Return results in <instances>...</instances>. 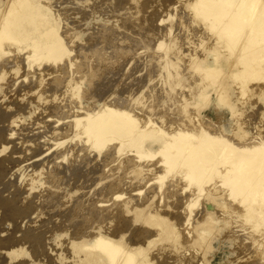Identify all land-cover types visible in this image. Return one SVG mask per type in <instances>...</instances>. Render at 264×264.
I'll return each mask as SVG.
<instances>
[{"label": "rangeland", "instance_id": "1", "mask_svg": "<svg viewBox=\"0 0 264 264\" xmlns=\"http://www.w3.org/2000/svg\"><path fill=\"white\" fill-rule=\"evenodd\" d=\"M195 1L0 0V29L17 35L0 43V264H107L100 236L134 264H264V201L248 212L220 174L160 165L168 137L264 141V33L242 52L250 35L229 44ZM102 106L141 135L95 144L83 127Z\"/></svg>", "mask_w": 264, "mask_h": 264}, {"label": "bare ground", "instance_id": "2", "mask_svg": "<svg viewBox=\"0 0 264 264\" xmlns=\"http://www.w3.org/2000/svg\"><path fill=\"white\" fill-rule=\"evenodd\" d=\"M257 1L258 0H240L239 1L240 2L239 5L241 8L240 11L231 12L229 15L227 14V16H226V11L228 10L229 5L232 4L231 3L232 0H204V1L203 0H196L195 3L193 4V9L199 10V12L201 11V13L206 15L207 18H209L210 20L212 19L213 22L218 21L219 22V28H220L218 30V32L223 34V37H225V40H227L226 42H229V44H230V42L233 43L234 38H237V36H239L238 38L240 39V35L242 34V32H245L247 34V36L250 35V37H246L247 40H246V38L245 39L241 38L242 40L247 41V42L243 41V43L245 42V44L241 45L242 47L239 46L240 45L239 43L238 44L236 43L240 47L239 49H241L243 52L244 50H247L249 48L248 46H250V43L247 46H245V45L249 41L251 42L252 37L256 38L257 36L264 33V10H263L264 5L262 4L263 6L260 7V9L257 11L256 14H254V12H253L254 6L257 3ZM198 4H200L199 7H197ZM31 6H33V5H31ZM253 14H254V16H253ZM30 16H33L32 12H31V8L24 10V15L22 14V17L20 18L21 21L20 22L15 21L16 25L18 22V25H17L18 29L21 27L22 23L25 22V19H29ZM252 16H253L252 21L251 22L247 21ZM14 17L16 18V16H14ZM14 17H13V20H15ZM242 20H245V23H242ZM12 22L13 21H11V23ZM4 27H2L0 29V43H1V40L3 37L8 38L9 40L10 39L16 40L17 35H15L16 32H14L16 30H14L12 28L11 29L10 28L5 29ZM18 35H20V34H18ZM241 37H244L243 34ZM19 38H21V37H19ZM24 38H26V37H24ZM18 40H20V39H18ZM21 40H23V39L21 38ZM58 41H59V43H58ZM237 41L238 40H235V42H237ZM239 42L241 43V40ZM233 45H234V43H233ZM60 47L62 48L61 41L58 38L57 45L55 43L50 44L49 47L47 48L48 54L49 55H57V52L60 51L59 50ZM262 47H263V45H262ZM227 48L228 47L226 46V49ZM237 48H236V50H237ZM254 49H255V47H254ZM263 50H264V48H263ZM261 51H262V48H261ZM240 52L238 51V53H240ZM253 52H255V51H253ZM229 53H230V50H229ZM247 53H250V52H247ZM261 53H263V52H260V53L257 52L258 55L260 54L259 55L260 58H262L261 55H263ZM250 54H252L251 58L253 57V59L255 58V60H256L257 56L254 57L253 53H250ZM243 55H244L243 57H246L245 54H243ZM238 56L239 55H237V57ZM241 57H239V58H241ZM247 57H249V55ZM263 57H264V55H263ZM251 58H250V60H252V61H247L244 58H241V59H243L241 61V63L244 64L243 65L244 68L246 66L248 67V65H250V68H247L248 70H253V69H251L253 64L251 65L250 63H253L255 60H253ZM235 60H237V59H235ZM237 64L238 63L236 62L235 65H237ZM256 65H258V64H256ZM242 67H240V68H242ZM256 68H257V66L254 67V70ZM259 68H260V66L258 65V69ZM247 69H246V71L248 72ZM258 69H257V73H258ZM254 70L251 72L255 73L256 71H254ZM261 70L262 69L259 70L260 75H261ZM257 73H255L254 75H256ZM242 74L244 75L243 72H242ZM242 74H240V75H242ZM253 74L251 75L252 77H253ZM249 75H250V72H249ZM257 76H258V74H257ZM263 76H264V74H263ZM244 77H247V74L244 75ZM255 78L259 79V76L258 77L255 76ZM245 79H247V78H245ZM85 121L86 122L84 124L86 126L87 125L88 126L86 127L84 125V127H83L84 131L83 132L88 133V137H89L91 135V134L89 135V132L92 131L91 133H93V134L91 136H92V138H93L92 140L95 142V144H102L103 145L106 140L109 141V140L115 138L114 137L115 135L118 137L121 134H124L126 136H130V135H133L135 133L141 135V132H143V130L141 128L137 127V124H135V120L132 119L131 116L127 112H125L123 110H121V111L115 110V109L109 108L107 106H105L101 110H99L98 113L96 112L93 115L87 116ZM82 126H83V124H82ZM179 136H181V135H179ZM168 138H167V141H166V138H164L165 143L163 144L161 149L163 151H168L169 148H171V149L167 152L168 156L166 157V160L165 161L161 160V163H160L161 166L163 165V163L168 164V165L169 164L174 165L175 163L176 164L177 163L182 164L183 170H184L182 172L183 177L188 178L189 181L192 180V181H196V182H198L196 178L199 177L201 174L206 175L207 178H209L210 175L213 176L212 175L213 172L215 174H220V177H219V175H217V176L219 178L223 179V180L220 179L221 181H223L221 183L226 182V184L229 185V187H230L229 190L231 192L235 191V192L240 193V196H241V197L239 196L241 199L240 203L244 206V208L248 212H249V210L250 211L251 210L252 211L257 210L255 208V204L257 205V203L260 204L261 202L264 201V141H263V143H261V145H258V146L252 145L253 147H251V148H247V147L246 148L245 147L238 148L236 146H233V144H231V143H228V142L223 141V140H216L217 138H213V137H206L203 141H199L197 143H192V144L187 143L185 141L182 142L180 140H179L180 142H175V141L169 140ZM171 138H172V136H171ZM118 139H120V138H118ZM99 140H101V141L103 140V141L100 142ZM217 142H219V144H217ZM137 154L139 155V153H137ZM148 154H149V152H148ZM219 161L220 162L223 161L224 163H227L229 165V167L223 166V165H218L220 163ZM179 164L177 166H179ZM216 165H218V169L216 168L217 167ZM219 166L220 167L223 166L224 168L225 167L226 168L225 169L221 168V171H220ZM222 169H223V171H222ZM220 180H218V181L220 182ZM201 181L203 182V179ZM227 187H225V188L228 189ZM217 189H219L218 186H217ZM217 189H215V190H217ZM200 191H201V189H199V192ZM218 191L223 192L225 190L221 191V186H220V189ZM223 194H225V193H223ZM233 194H235V193H233ZM228 195H229V193L226 194V197ZM258 201H260V202H258ZM262 213H263V211H262ZM111 242L108 240H105L101 236L96 237V238H94V241L92 244V249L95 248V249L99 250V253L107 259V264H134V256L135 255L132 252L125 250L123 253H121L119 255V253L122 249L120 250L119 249L120 247L113 245ZM94 257L92 259H94Z\"/></svg>", "mask_w": 264, "mask_h": 264}]
</instances>
